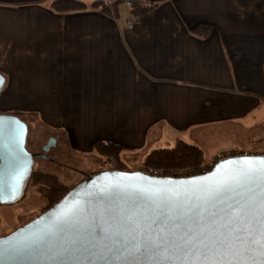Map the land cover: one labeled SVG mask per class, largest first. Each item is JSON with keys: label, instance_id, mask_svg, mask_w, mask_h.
Returning a JSON list of instances; mask_svg holds the SVG:
<instances>
[{"label": "crops", "instance_id": "obj_1", "mask_svg": "<svg viewBox=\"0 0 264 264\" xmlns=\"http://www.w3.org/2000/svg\"><path fill=\"white\" fill-rule=\"evenodd\" d=\"M53 1L0 0V114L36 99L72 151L110 142L123 161L177 141L264 150V0H101L114 15ZM126 1L152 7L132 30Z\"/></svg>", "mask_w": 264, "mask_h": 264}, {"label": "water", "instance_id": "obj_2", "mask_svg": "<svg viewBox=\"0 0 264 264\" xmlns=\"http://www.w3.org/2000/svg\"><path fill=\"white\" fill-rule=\"evenodd\" d=\"M0 77L3 78L1 94L6 78L1 73ZM28 137L29 125L18 114H0V205L10 206L24 197L36 160H47L46 153L57 147L59 139L58 136L50 138L43 149L44 153H33L27 148ZM246 160L258 165L259 161L264 160V156L224 160L208 174L183 179L152 177L142 172L121 170L104 171L87 177L50 209L14 232L0 237V264H161L163 256L154 254L150 249L130 255L123 248L119 252L107 251L98 241L96 248H88L87 241L95 238L93 216L101 211L121 214L134 212L142 221V227L147 229L153 218H159L158 213L162 210L160 201L151 193L138 192L133 186H149L165 190V195H178L180 208L185 213L194 215L195 211H199L205 218L202 222L204 226L219 228L223 223L221 210L226 202L241 198L236 192L216 198L210 194L209 189L217 181L239 179L238 170L246 167L243 163ZM242 183L244 187L239 191L246 193L245 198L253 203L249 218L255 221L259 209V186L262 182L259 177H254ZM77 204L88 209L87 222L81 220L74 227L66 226L62 232L48 237L43 244L29 243L37 235L43 234L58 214ZM189 209L193 211L189 212ZM108 218L105 216V219ZM213 219L215 224H211ZM152 227L155 228V225ZM258 227L257 224V229ZM78 229L81 230L85 246L68 248L69 241L77 235ZM128 247L131 248V245ZM172 251L169 248L168 255H172Z\"/></svg>", "mask_w": 264, "mask_h": 264}, {"label": "snow or ice", "instance_id": "obj_3", "mask_svg": "<svg viewBox=\"0 0 264 264\" xmlns=\"http://www.w3.org/2000/svg\"><path fill=\"white\" fill-rule=\"evenodd\" d=\"M2 84L3 78L0 77V86ZM243 163L246 167L238 170L239 179L217 181L209 189L210 194L216 198L233 192L241 198L226 202L221 210L223 223L219 228L204 226L202 222L205 218L199 211H195L194 215L185 213L180 208V198L176 194L165 195V190L162 189L133 186L138 192L151 193L160 201L162 210L158 213L159 218H153L145 229L134 212L121 214L101 211L92 218L95 238L87 241V247L96 248L98 241L107 251L119 252L123 248L130 255L150 249L154 254L163 256L161 264H264V160L259 161L258 165L247 160ZM254 177H259L262 182L259 186V209L255 221L249 218L253 203L245 198L246 193L239 191L244 187L242 181ZM192 211L189 209V212ZM87 213L88 209L83 205H74L58 214L46 231L29 243L43 244L48 237L62 232L66 226L74 227L81 220L87 222ZM105 216L109 218L105 219ZM144 219L147 220V217ZM215 223L213 219L211 224ZM80 231L78 229L77 235L69 241L68 248L85 246ZM169 248L173 250L172 255H168Z\"/></svg>", "mask_w": 264, "mask_h": 264}, {"label": "rangeland", "instance_id": "obj_4", "mask_svg": "<svg viewBox=\"0 0 264 264\" xmlns=\"http://www.w3.org/2000/svg\"><path fill=\"white\" fill-rule=\"evenodd\" d=\"M3 100L4 99H0V105L3 104ZM9 104L10 106H14L15 109L13 108L12 111L8 112H19L17 114L21 118L24 117V120H26L29 125L28 150L33 153H42V149L48 140L51 137H56V130L42 123L41 115H39L36 109L39 104L37 100H22L21 104ZM58 138L60 141L56 149L53 148L50 150L51 155L56 154V161L51 163L46 160L38 159L35 162L34 169L55 174L59 177L61 183L68 188H72L86 179L89 175L104 172L108 168L105 163L110 158L102 157L95 152L91 154L74 152L68 147L67 143L64 142V139H62L63 137ZM176 143L171 145L170 148H173ZM239 148L249 150L244 147ZM212 157L206 158L205 162ZM145 158L146 156L143 157L142 155L133 156V158L128 161V166L135 168L139 163H144ZM123 166L126 167L127 165ZM44 192L45 189L43 187L28 186L24 197L19 202L9 206V208H4L0 212L2 218L0 233L8 235L42 214L48 206L47 201L43 197Z\"/></svg>", "mask_w": 264, "mask_h": 264}, {"label": "trees", "instance_id": "obj_5", "mask_svg": "<svg viewBox=\"0 0 264 264\" xmlns=\"http://www.w3.org/2000/svg\"><path fill=\"white\" fill-rule=\"evenodd\" d=\"M119 3H115L112 7L108 6L106 1H93L90 4L85 3L82 0H54L51 3L53 10L62 13L68 12H80L88 9H102L108 14H117ZM152 7H143L138 4H134L132 8V14L138 18L142 17ZM19 113V112H14ZM93 150L95 153L102 157L114 158L121 161L123 153L128 152L124 147L110 143L98 141L94 144ZM206 161V155L201 147L196 144L177 141L173 148L158 149L146 156L144 163L147 166H170L178 168H198ZM121 170H124L121 168ZM28 186H40L45 189L44 199L47 201L48 206L43 213L50 209L53 205L58 203L72 188L66 187L61 183L59 177L55 174L48 173L42 170L34 169L31 175Z\"/></svg>", "mask_w": 264, "mask_h": 264}, {"label": "built area", "instance_id": "obj_6", "mask_svg": "<svg viewBox=\"0 0 264 264\" xmlns=\"http://www.w3.org/2000/svg\"><path fill=\"white\" fill-rule=\"evenodd\" d=\"M133 1H126V5L131 9L134 6ZM139 21V18L133 14H131L130 19L127 22V27L129 30H132L134 25ZM251 156H264V151H253V150H245L239 147L230 148L224 151H221L214 155L210 160L205 162L198 168L186 167V168H178V167H160V166H147L145 163H139L135 168L128 166V161H119L114 158H110L106 161V166L108 168L105 171H117L121 170V167L124 170L121 171H135L142 172L146 175L152 177L159 178H191L195 176L205 175L210 173L214 167L221 161L240 158V157H251ZM123 165H127L124 167ZM96 175V174H94ZM94 175H89L88 177H92Z\"/></svg>", "mask_w": 264, "mask_h": 264}, {"label": "flooded vegetation", "instance_id": "obj_7", "mask_svg": "<svg viewBox=\"0 0 264 264\" xmlns=\"http://www.w3.org/2000/svg\"><path fill=\"white\" fill-rule=\"evenodd\" d=\"M52 138V137H51ZM50 140V139H49ZM49 140H48V142H49ZM48 142L46 143V145L48 144ZM45 145V146H46ZM44 146V147H45ZM44 147H43V149H44ZM43 149H42V153H44V151H43ZM53 149V148H52ZM56 149V148H55ZM46 155H47V157H48V159L46 160V161H48V162H55L56 161V154L55 155H51V151H49L48 153H46Z\"/></svg>", "mask_w": 264, "mask_h": 264}]
</instances>
